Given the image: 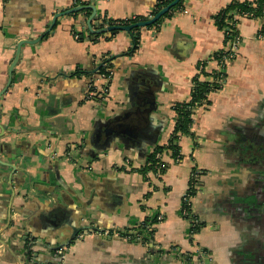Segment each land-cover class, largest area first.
I'll list each match as a JSON object with an SVG mask.
<instances>
[{
    "label": "crops",
    "instance_id": "0c3cea01",
    "mask_svg": "<svg viewBox=\"0 0 264 264\" xmlns=\"http://www.w3.org/2000/svg\"><path fill=\"white\" fill-rule=\"evenodd\" d=\"M81 1L96 10L60 15L48 30L76 0H0V264H51L52 248L77 232L61 264H264V17L241 18L223 86L193 114L180 153L162 151L165 170L144 174L169 142L173 106L191 99L196 75L206 78L203 62L218 69L225 32L213 15L231 0H185L159 28L144 26L131 52L127 30L90 41L89 17H151L160 0ZM24 39L39 41L23 43L14 63ZM104 56L111 75L97 99L90 87L107 80L96 68ZM195 168L193 209L205 224L191 232L183 205ZM57 171L74 194L56 200ZM87 224L112 237H84ZM31 235L52 248L29 257Z\"/></svg>",
    "mask_w": 264,
    "mask_h": 264
},
{
    "label": "trees",
    "instance_id": "16d2710c",
    "mask_svg": "<svg viewBox=\"0 0 264 264\" xmlns=\"http://www.w3.org/2000/svg\"><path fill=\"white\" fill-rule=\"evenodd\" d=\"M173 0H160L156 3L155 7L152 9V11L149 13L150 15H154L158 10H160L163 6L167 5ZM78 2V3H77ZM85 6L82 10L87 11L89 14L92 13V10L89 5L85 2H82L81 0H76V3L73 7L76 6ZM185 8V0H180L177 4L172 6L168 12H166L160 19L155 21L154 23L147 25L146 27H157L159 28L161 26L162 21L166 17H170L177 11H181ZM80 11V10H79ZM78 11H75L73 13H77ZM242 17H254V18H262L264 17V0H231L227 5L223 6L219 11H217L214 15V22L215 24L220 28L223 29L225 32V43L231 39H233L239 31V23L241 21ZM147 14H138L129 18H123V19H115L112 17H109L106 12H99L93 15V22L92 24L98 27H105L102 25V23L99 21L100 19L108 22L109 25L111 24H117V25H126L130 24L139 20L147 19ZM143 27H135L131 29L129 32L132 35L133 38V46L129 48L128 52H131L133 50H136L139 47V44L141 42V29ZM100 29V28H99ZM118 30H111L107 32H92V35L95 36L94 41H97L99 36L103 35L105 38L110 39L113 36L116 35ZM261 33L264 34V25L261 29ZM107 34V35H106ZM83 38V36H81ZM227 53V50L224 48L216 51L213 55V57H217L221 59L225 54ZM111 61L112 56H104L102 59V62L98 64L97 73L108 76L111 75ZM203 62V68L202 73L206 75L205 79H201L199 75H196L193 78V87L191 90V99L187 101H179L175 103L173 106V110L175 111L176 115V123L174 126V129L171 133V137L169 139V142L167 145L158 146L156 147L155 151L152 152V154L149 157V160L147 161V164L141 168V171L145 174L148 170H157L158 164V158L157 153L162 152L165 148H168L169 150L173 151L174 155H177L180 153V145H179V138L182 134H191V126L193 124V114L195 113V107L197 102H205L208 104L211 102L210 100V93L214 90L220 89L224 81L227 77L226 70L224 72L219 70H214L212 72H209L205 69ZM220 78H223V80H220ZM92 91H96L94 98H102L106 94V92H101L98 89V86L92 85L90 87ZM166 166L163 167V170H165ZM202 173V172H201ZM201 175V174H200ZM200 178V177H199ZM199 181V179H198ZM189 192L191 194H196L197 190L196 187L190 186ZM193 204V203H192ZM184 212L185 216L189 219L191 222V232H197L201 230L205 223H203L199 217L196 215L194 209L192 206L186 204L184 202ZM154 221V220H153ZM144 229V228H143Z\"/></svg>",
    "mask_w": 264,
    "mask_h": 264
},
{
    "label": "water",
    "instance_id": "95a60500",
    "mask_svg": "<svg viewBox=\"0 0 264 264\" xmlns=\"http://www.w3.org/2000/svg\"><path fill=\"white\" fill-rule=\"evenodd\" d=\"M180 0H173L170 3H168L167 5L163 6L160 10H158L154 15H152L151 17H148L147 19H143V20H139L130 24H126V25H117V24H111L108 25L107 27H103L100 29H93L92 24H91V20H92V16L89 17L88 19V25L89 27L93 30V31H97V32H107V31H111V30H127L130 31L131 29L135 28V27H143V26H147L150 25L152 23H154L155 21H157L158 19H160L166 12H168L170 10V8L172 6H174L175 4H177ZM85 6L79 5L76 7H72L68 10H65L63 12H59L57 13V15H55L53 23L50 25L48 30H51L52 27L55 24V21L57 19L58 16L60 15H64V14H68V13H72L75 11H79L82 10ZM88 7H90L91 9H93V11L96 10V6L95 5H89ZM43 36H41L39 39H41ZM39 40H31V39H24L23 41H21L18 44V49H17V53H16V57H15V61L14 63L17 61V59L20 56L21 53V47L23 45V43H27V42H31V43H35ZM10 73H12V66L10 68ZM11 81V77L9 79V82ZM68 155V154H67ZM22 164L19 162L18 158H17V153L16 151H13L11 153V155L9 156V162L8 165H10V167L13 169V171H17L19 169V165ZM55 183L53 184L54 186H52V194L49 192V194H51L50 196L54 199H58L59 196L61 197H65V196H70L69 194H74V191L72 188H69V186L67 185V183L63 180L62 176L60 175L59 171L56 172V180L54 181ZM106 232H110V230L108 229H103L100 228L99 226H95L93 224H87L82 228V234L84 235H92V234H96V235H103L108 234V237H112V234L110 233H106ZM139 232V231H138ZM79 234V232H77L73 237H70L68 239H66L65 241H63L62 244L56 246V247H51V245L44 243L43 240L39 237H36L35 235H31L29 237H27V253L29 255V257H31L32 254H34V249L36 247H43V248H52L54 250V254H55V260H52L50 263L51 264H61L65 254L67 253V247H69L72 242L74 241V239L76 238V236ZM151 234L146 235L145 238L146 239H152V237L150 236ZM151 245L152 247L154 246V241H151ZM150 248V250L152 252H154V248ZM38 254V253H37ZM185 259V258H184ZM46 261L49 260H43V262H34L33 264H47Z\"/></svg>",
    "mask_w": 264,
    "mask_h": 264
},
{
    "label": "built area",
    "instance_id": "2783aa9c",
    "mask_svg": "<svg viewBox=\"0 0 264 264\" xmlns=\"http://www.w3.org/2000/svg\"><path fill=\"white\" fill-rule=\"evenodd\" d=\"M102 25H104L105 27H107L109 25L108 22H105L103 20H99ZM92 27L93 29H99L101 27H98V26H95L92 24ZM89 32V30H88ZM88 32L86 31V33L88 34ZM90 33V32H89ZM76 37H81L83 36L82 35V32L81 31H76ZM91 35V36H90ZM89 35V40L90 41H94V38L95 36H93L92 34ZM103 35L99 36V38H102ZM98 38V39H99ZM243 42V37L240 33H238L233 39L229 40L225 46V49L227 50V53L221 58H217V57H214V59L217 60L218 62V69L219 71H222L224 72L226 70V67L228 65V63H230L236 56H237V53H238V49H239V46L241 45V43ZM202 68H203V65L201 66L200 70L202 71ZM104 78H106L107 80L103 83V86H101L100 88V91L101 92H107V89H108V78H109V75L108 76H104L102 75ZM220 80H223V78H220ZM205 102H197L196 104V107L194 108L195 109V112L204 107L205 106ZM173 152V151H172ZM157 158H158V168H161L165 165V162L162 160L163 159V152H158L157 153ZM179 158V157H178ZM200 174H201V170L198 168H195L193 169L192 173H191V186H195L196 189H198L199 187V177H200ZM194 194H191L189 192V190L187 191V194L186 196L184 197V202L190 206H192L193 208V204H192V198H193Z\"/></svg>",
    "mask_w": 264,
    "mask_h": 264
}]
</instances>
